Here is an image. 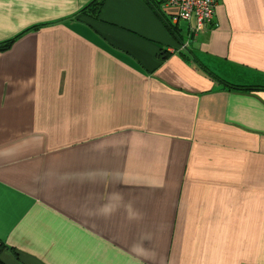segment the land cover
Returning <instances> with one entry per match:
<instances>
[{
  "label": "crops",
  "instance_id": "0c3cea01",
  "mask_svg": "<svg viewBox=\"0 0 264 264\" xmlns=\"http://www.w3.org/2000/svg\"><path fill=\"white\" fill-rule=\"evenodd\" d=\"M91 1L0 0V260L264 264V0Z\"/></svg>",
  "mask_w": 264,
  "mask_h": 264
},
{
  "label": "built area",
  "instance_id": "2783aa9c",
  "mask_svg": "<svg viewBox=\"0 0 264 264\" xmlns=\"http://www.w3.org/2000/svg\"><path fill=\"white\" fill-rule=\"evenodd\" d=\"M161 2L165 9L170 10L175 19L194 23V32H199L206 25L214 22L218 4V0H161Z\"/></svg>",
  "mask_w": 264,
  "mask_h": 264
},
{
  "label": "trees",
  "instance_id": "16d2710c",
  "mask_svg": "<svg viewBox=\"0 0 264 264\" xmlns=\"http://www.w3.org/2000/svg\"><path fill=\"white\" fill-rule=\"evenodd\" d=\"M105 3V0H92L90 3L82 7L78 14L79 15H86L94 18H98L100 15V12L102 10V7ZM168 26L175 32V26L172 25L169 20H167ZM39 26H33L30 27L29 29H26L19 34L0 42V51H7L9 50L12 45L15 43V41L22 36L26 31L31 30V29H37ZM216 79H218L225 88L229 90H234V91H241V92H251L255 90H264V86H258V85H243V84H237L233 82H229L227 80L222 79L221 77L217 76L216 74L210 72ZM0 264H6L2 260H0Z\"/></svg>",
  "mask_w": 264,
  "mask_h": 264
},
{
  "label": "rangeland",
  "instance_id": "374dc122",
  "mask_svg": "<svg viewBox=\"0 0 264 264\" xmlns=\"http://www.w3.org/2000/svg\"><path fill=\"white\" fill-rule=\"evenodd\" d=\"M191 22V21H190ZM189 23V21H185V20H183V21H181V24L184 26V24H188Z\"/></svg>",
  "mask_w": 264,
  "mask_h": 264
}]
</instances>
